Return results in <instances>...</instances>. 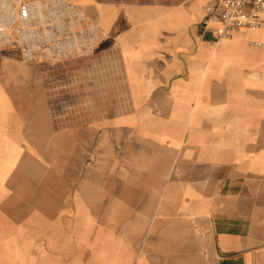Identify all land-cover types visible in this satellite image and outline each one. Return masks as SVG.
<instances>
[{
	"label": "crops",
	"instance_id": "crops-1",
	"mask_svg": "<svg viewBox=\"0 0 264 264\" xmlns=\"http://www.w3.org/2000/svg\"><path fill=\"white\" fill-rule=\"evenodd\" d=\"M77 1L129 82L125 115L110 117L121 134L110 199H86L85 169L39 167L54 125L24 124L20 92L0 77V264H38L59 247L69 264H84L87 250L100 259L89 264H264V29L220 37V22L204 24L215 0ZM71 128L84 154L85 124L63 134ZM119 145L133 194L121 218Z\"/></svg>",
	"mask_w": 264,
	"mask_h": 264
},
{
	"label": "rangeland",
	"instance_id": "rangeland-1",
	"mask_svg": "<svg viewBox=\"0 0 264 264\" xmlns=\"http://www.w3.org/2000/svg\"><path fill=\"white\" fill-rule=\"evenodd\" d=\"M70 1L80 7L85 19L83 21L85 29L86 24L94 21L87 14V5L78 3L77 0ZM89 34L90 32H86V37ZM90 36L82 54L58 63L26 60L21 52L14 48L0 50V77L4 78L8 92H20L24 124L36 126L39 123L44 125L45 122H52L54 125L53 139H44L43 142L48 151L37 154L39 167L54 168L60 171L58 174H62L65 168L85 169L86 199H101L104 203L110 199L108 173L111 140L118 135L120 142L121 137L119 127L116 128L111 123L110 117L125 115L129 82L125 78L116 50L112 52L107 48L99 50V41L91 43ZM26 105H29L28 111L25 109ZM77 124H85V153L80 155L72 146L73 140L77 139L78 130L71 128L69 132L66 130L63 134V127H73ZM125 151L123 145H119L117 162L114 161V169L118 170V191L117 194L114 193V197H117L120 218L127 215L125 207L133 195L131 189L126 186ZM54 180L59 181L55 183L57 187L63 186L61 182L63 176H56ZM70 185L72 187L74 184ZM26 189L24 187V190ZM25 211L27 215L29 210ZM102 227L109 228V224H103ZM118 228L119 233L125 234L127 228L128 234L133 233L132 225H119ZM146 232L147 230L144 233ZM137 243L140 252L142 241L139 240ZM42 244L43 250H47L45 243ZM96 245L99 246L97 241L87 242V247H91L92 250ZM10 247H14V240L6 241V248ZM59 252L60 247L53 252L43 251L38 264H69L68 258L60 256ZM89 252L86 251L84 264H89L91 258L100 262L97 256L93 257V251L91 254Z\"/></svg>",
	"mask_w": 264,
	"mask_h": 264
},
{
	"label": "built area",
	"instance_id": "built-area-1",
	"mask_svg": "<svg viewBox=\"0 0 264 264\" xmlns=\"http://www.w3.org/2000/svg\"><path fill=\"white\" fill-rule=\"evenodd\" d=\"M79 8L70 0H0V50L18 49L24 59L39 62L78 57L98 30L94 21L83 28ZM210 21L221 23L217 34L224 38L241 28L264 29V0H215L207 6L204 24Z\"/></svg>",
	"mask_w": 264,
	"mask_h": 264
},
{
	"label": "bare ground",
	"instance_id": "bare-ground-1",
	"mask_svg": "<svg viewBox=\"0 0 264 264\" xmlns=\"http://www.w3.org/2000/svg\"><path fill=\"white\" fill-rule=\"evenodd\" d=\"M73 4L76 5L75 3H73ZM94 37H95L94 35L90 37L89 40H90L91 43H93V42L95 41V38H94ZM92 49H93V48H92Z\"/></svg>",
	"mask_w": 264,
	"mask_h": 264
}]
</instances>
